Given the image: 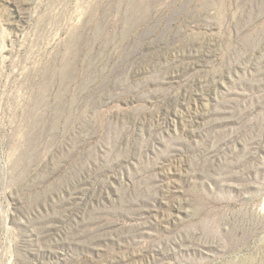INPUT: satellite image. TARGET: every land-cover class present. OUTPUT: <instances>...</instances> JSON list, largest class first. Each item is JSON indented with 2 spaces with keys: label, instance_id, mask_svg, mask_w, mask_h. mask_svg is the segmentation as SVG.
Instances as JSON below:
<instances>
[{
  "label": "rangeland",
  "instance_id": "374dc122",
  "mask_svg": "<svg viewBox=\"0 0 264 264\" xmlns=\"http://www.w3.org/2000/svg\"><path fill=\"white\" fill-rule=\"evenodd\" d=\"M0 264H264V0H0Z\"/></svg>",
  "mask_w": 264,
  "mask_h": 264
}]
</instances>
